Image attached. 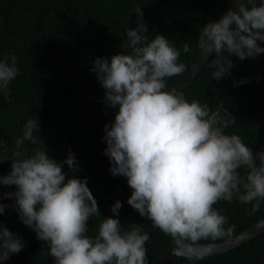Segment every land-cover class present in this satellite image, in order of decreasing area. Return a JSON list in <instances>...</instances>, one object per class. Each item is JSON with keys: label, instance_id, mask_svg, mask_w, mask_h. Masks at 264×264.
I'll return each mask as SVG.
<instances>
[{"label": "clouds", "instance_id": "1", "mask_svg": "<svg viewBox=\"0 0 264 264\" xmlns=\"http://www.w3.org/2000/svg\"><path fill=\"white\" fill-rule=\"evenodd\" d=\"M135 13L136 28L126 29L129 51L110 61L97 57L91 68L105 90V105L118 107L114 122L105 125V155L112 176L126 177L133 190L128 204L171 237L177 255L203 260L214 248L200 241L231 236L235 228L224 227L228 218L213 207L217 202L236 198L251 203L253 214L260 209L264 156L257 166L242 138L225 133L236 119L227 109L221 114L222 104L213 111L207 104L189 102L176 88L166 90V79L181 75L186 65L178 63L181 53L164 35L148 39L141 7ZM258 41L264 42V2L249 8L238 0V11L229 9L202 28L198 47L217 57L210 66L212 78L220 81L233 67L229 57L244 60L264 53ZM189 50L184 43L183 51ZM11 61L0 60V92L5 97L19 73L16 57ZM37 129L41 131L38 117L29 119L14 148L0 139V163L11 161V171L0 175V185L16 186V191L3 194L15 198V205L0 203V215L15 206L21 222L49 245L54 264H149L145 245L150 236L140 224H121L120 201L112 206L114 216L102 218L98 234L88 235L87 222L101 215L87 177L75 176L80 169L71 150L63 162L40 148L28 155L25 141H41L34 135ZM65 164L74 174L71 178L66 179ZM241 168L246 170L243 176ZM24 247L21 237L0 224V261Z\"/></svg>", "mask_w": 264, "mask_h": 264}, {"label": "trees", "instance_id": "2", "mask_svg": "<svg viewBox=\"0 0 264 264\" xmlns=\"http://www.w3.org/2000/svg\"><path fill=\"white\" fill-rule=\"evenodd\" d=\"M232 0H0V60L12 63L16 57L17 77L9 84L10 95L0 92V139L14 148V140L23 135V126L38 117L40 129L34 135L41 141H25L31 155L36 148L47 151L50 158L63 162L71 150L77 158V178L87 177L88 187L97 200L101 217L87 222L88 235L98 234L102 218L114 216L112 206L122 203L119 220L125 227L140 224L150 240L146 242L149 264H160L163 255L175 245L152 221L128 204L132 189L124 176L113 177L112 164L105 155V125L114 122L117 108L104 103L105 90L91 71L97 57L111 60L113 55L129 49L126 29H135L141 7L149 40L164 35L181 55L178 63L186 65L178 76L166 79L170 91L190 70L201 53L199 33L209 22L226 13ZM264 0H252L246 6H259ZM188 43L189 51H183ZM261 47L264 42L258 41ZM225 56L228 54L225 53ZM217 59L213 53L194 81L182 92L191 102L207 104L213 111L223 105L236 119L225 129L236 134L249 148L264 150V53L244 60L231 56L233 67L220 81L212 78L210 66ZM240 81H246L240 83ZM6 156L11 159L9 151ZM257 166L261 161L256 159ZM11 171V161L0 163V175ZM66 179L74 174L65 164ZM240 174H246L241 168ZM16 186L0 185V203L15 205V198L4 193ZM254 203V202H253ZM228 218L226 229L235 225L231 236L202 240V245L221 243L248 230L264 218V200L252 213V204L238 199L219 201L214 206ZM0 224L22 238L25 247L10 254L0 264H54L48 255L49 245L23 224L15 206L6 207ZM170 264H264V233L234 250L203 260L176 256Z\"/></svg>", "mask_w": 264, "mask_h": 264}, {"label": "water", "instance_id": "3", "mask_svg": "<svg viewBox=\"0 0 264 264\" xmlns=\"http://www.w3.org/2000/svg\"><path fill=\"white\" fill-rule=\"evenodd\" d=\"M229 9L233 11H238V0H232L227 11ZM211 55L212 54L206 51L203 52L202 50L196 62L193 64V66L190 68L187 74L173 88H176L177 91L179 92L185 89L186 87H188L194 81L197 75L202 71L205 64L209 61ZM251 149L253 151L254 157H256L257 159L262 158V156H264V150L259 149V148H251ZM263 233H264V218L261 221L257 222L255 225H253L251 228L242 232L239 235L231 237L221 243L208 244V245H212L214 248V252L209 256L220 255V254H224L229 251H232L235 248L262 235ZM176 256L183 257L181 255H177L174 249H170L163 255L160 264H170V262Z\"/></svg>", "mask_w": 264, "mask_h": 264}]
</instances>
